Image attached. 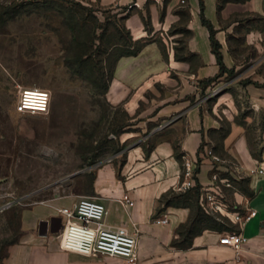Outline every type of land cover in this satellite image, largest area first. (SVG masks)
<instances>
[{
	"label": "crops",
	"instance_id": "0c3cea01",
	"mask_svg": "<svg viewBox=\"0 0 264 264\" xmlns=\"http://www.w3.org/2000/svg\"><path fill=\"white\" fill-rule=\"evenodd\" d=\"M200 1L220 44L222 63L233 74L229 81L201 21ZM98 2L150 9L149 31L140 17L126 20L132 39L148 43L121 58L115 72L139 81L135 100L126 104L137 115H144L138 110L140 91L150 81L165 85L166 91L148 101L150 110L144 115L145 122L154 124L142 137L150 143L135 142L120 160L98 164L56 204L24 210L23 232L7 247L5 264H128L119 257L64 250L57 233L39 235V222L55 216V207L71 206L79 195L105 205L107 224L136 230L137 264H264V0ZM158 42L165 45L163 51ZM115 81L111 97L123 86ZM128 134L124 140L135 136ZM185 161L194 185L179 190ZM206 190L219 194L220 212L201 205ZM173 193L182 202H171ZM199 211L207 218L209 213L227 218V227L205 225ZM251 212L247 220H234L236 213L244 217ZM161 219L165 222H157ZM182 229L189 231L188 238ZM230 231L247 239L237 253L219 243Z\"/></svg>",
	"mask_w": 264,
	"mask_h": 264
},
{
	"label": "rangeland",
	"instance_id": "374dc122",
	"mask_svg": "<svg viewBox=\"0 0 264 264\" xmlns=\"http://www.w3.org/2000/svg\"><path fill=\"white\" fill-rule=\"evenodd\" d=\"M130 17L142 18L151 29L150 9L147 13L131 4L0 0V208L8 205L0 210V264L23 232L24 210L56 204L98 164L120 160L135 142L150 143L142 138L154 126L144 120L147 104L166 88L150 81L140 91L138 110L144 115L127 107L139 81L115 72L121 58L148 43L130 41ZM157 45L163 51L165 45ZM232 77L228 71L225 81ZM115 78L123 86L111 97ZM27 87L48 93L46 112L17 111L19 91ZM128 133L135 136L124 140ZM169 199L182 202L176 193ZM209 214L205 225L227 227V218ZM181 231L189 237L187 229Z\"/></svg>",
	"mask_w": 264,
	"mask_h": 264
},
{
	"label": "built area",
	"instance_id": "2783aa9c",
	"mask_svg": "<svg viewBox=\"0 0 264 264\" xmlns=\"http://www.w3.org/2000/svg\"><path fill=\"white\" fill-rule=\"evenodd\" d=\"M48 101L49 95L46 91L22 88L16 109L19 112L43 113L48 110ZM184 167L185 180L179 185V190H186L194 185L190 163L185 161ZM258 172L261 173L262 170L259 169ZM218 195L215 190H206L200 196L201 205L209 212H220L222 205ZM128 201L125 199L126 203ZM106 214L105 205L93 196H81L71 206L55 207V215L61 219L60 247L87 256L119 257L129 264H137L136 230H130L123 224H107ZM251 215L252 212L242 217L236 213L234 220H247ZM157 222H165V219ZM246 241V237L236 231L223 233L219 238L220 244L233 248L236 253Z\"/></svg>",
	"mask_w": 264,
	"mask_h": 264
},
{
	"label": "trees",
	"instance_id": "16d2710c",
	"mask_svg": "<svg viewBox=\"0 0 264 264\" xmlns=\"http://www.w3.org/2000/svg\"><path fill=\"white\" fill-rule=\"evenodd\" d=\"M200 10H201V21H202L203 24H205L207 26V28L209 30V37H210V41H211L212 51L216 55L217 61L220 64V71L221 72L230 71L227 68H225V66L222 63L221 52H220V44L218 43V41L214 37V30H213V27H212L211 23L202 14V2L201 1H200ZM130 41L131 42L133 41L134 43H136L139 40H132V37L130 36ZM137 52H138V50L137 51L135 50L134 52H131L129 55H134ZM194 193H195L196 197H199V191L195 190ZM198 215H200V219H202L204 221H206L208 219L207 218L208 216H205L203 214V212H201V211L198 212Z\"/></svg>",
	"mask_w": 264,
	"mask_h": 264
},
{
	"label": "water",
	"instance_id": "95a60500",
	"mask_svg": "<svg viewBox=\"0 0 264 264\" xmlns=\"http://www.w3.org/2000/svg\"><path fill=\"white\" fill-rule=\"evenodd\" d=\"M79 173V172H77ZM77 173H73L70 176H68L67 178L72 177L73 175L77 174ZM8 205L3 206L2 208H0V210L6 208ZM54 224H56V226L54 227ZM61 228V219L59 217L53 216L48 220H41L39 222L38 225V229H39V235H45L47 234V232H52V233H56L58 232V230Z\"/></svg>",
	"mask_w": 264,
	"mask_h": 264
},
{
	"label": "flooded vegetation",
	"instance_id": "af4514ba",
	"mask_svg": "<svg viewBox=\"0 0 264 264\" xmlns=\"http://www.w3.org/2000/svg\"><path fill=\"white\" fill-rule=\"evenodd\" d=\"M56 226V224H54V227Z\"/></svg>",
	"mask_w": 264,
	"mask_h": 264
}]
</instances>
